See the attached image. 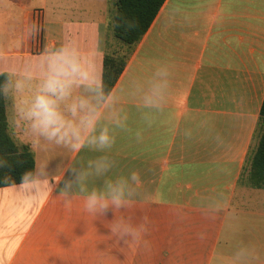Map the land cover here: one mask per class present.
Returning a JSON list of instances; mask_svg holds the SVG:
<instances>
[{"label":"crops","instance_id":"0c3cea01","mask_svg":"<svg viewBox=\"0 0 264 264\" xmlns=\"http://www.w3.org/2000/svg\"><path fill=\"white\" fill-rule=\"evenodd\" d=\"M116 1L0 0V70L35 63L46 47L66 42L93 58L102 78L106 57H127L112 90H125L128 117L126 129L112 130L106 153L33 152L8 127L18 147H29L35 170L50 159L52 191L46 184L0 188V264H228L242 243L264 264V186L250 181L263 134L264 0H165L133 46L114 35ZM33 23L39 32L27 36ZM161 64L171 71L167 103L162 111L141 110L127 89ZM4 101L7 118L12 102ZM100 155L114 162L110 178L139 173L138 194L117 219L138 224L146 217V245L110 239L112 209L94 220L82 196L70 208L60 197L75 180L72 166ZM103 184L93 178L88 187Z\"/></svg>","mask_w":264,"mask_h":264},{"label":"clouds","instance_id":"9594fccd","mask_svg":"<svg viewBox=\"0 0 264 264\" xmlns=\"http://www.w3.org/2000/svg\"><path fill=\"white\" fill-rule=\"evenodd\" d=\"M39 27L33 23L25 29L27 36L34 37ZM4 81L0 84V94L11 100L7 109V123L13 138L30 146L33 152L61 148L72 154L82 149L106 153L115 143L114 128L126 129L127 115L121 107L125 90L105 91L102 74L95 60L72 42L46 47L38 61L28 63L23 68L0 70ZM171 71L168 65H158L145 79L134 80L127 89V95L137 102L141 110L162 111L170 89ZM137 133V139H140ZM50 159L36 164V170L22 177L19 189H31L39 185L52 188L46 173ZM0 161V166L5 165ZM114 162L107 155L89 160L79 169L72 166L75 180L69 181L60 192L66 207L70 208L77 195L83 197V211L95 219L103 217L109 209L115 212V219L108 223L110 239L125 240L131 244L145 245L144 236L148 222L133 223L131 217L117 212L122 207L129 208L138 194L141 177L133 171L128 176L110 178ZM60 175L53 177L57 183ZM103 179V187L89 189L90 179ZM9 178L5 177V182ZM73 184L76 190L73 192ZM17 187V186H15ZM214 208L219 211L220 204ZM199 239L204 233L197 234ZM260 257L254 249L240 244L232 253L228 264H257Z\"/></svg>","mask_w":264,"mask_h":264},{"label":"trees","instance_id":"16d2710c","mask_svg":"<svg viewBox=\"0 0 264 264\" xmlns=\"http://www.w3.org/2000/svg\"><path fill=\"white\" fill-rule=\"evenodd\" d=\"M165 0H117L114 35L125 45L133 46L147 32ZM127 57H106L103 82L111 91L126 64ZM4 76L0 75V84ZM263 134L252 158L250 181L253 187L264 186V103L261 109ZM0 188L19 185L25 173L35 171V159L28 146L18 147L8 132L4 96L0 94ZM5 177L9 179L5 182Z\"/></svg>","mask_w":264,"mask_h":264}]
</instances>
